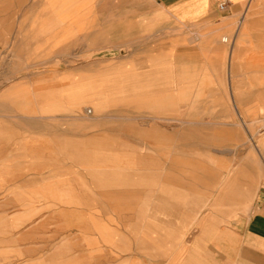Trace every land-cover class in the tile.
Segmentation results:
<instances>
[{"label": "crops", "instance_id": "crops-1", "mask_svg": "<svg viewBox=\"0 0 264 264\" xmlns=\"http://www.w3.org/2000/svg\"><path fill=\"white\" fill-rule=\"evenodd\" d=\"M252 1L0 0V54L110 53L114 20L130 21L129 7L137 21L178 26L168 36L177 42L241 20ZM147 47L168 54V74H152L137 101L227 99L219 78L188 71L203 54L223 58V47ZM24 76L0 78V97L23 107L0 116V264H264V142L186 111H143L131 122L127 112L121 126L97 130L78 110L33 109L34 94L16 92L30 83Z\"/></svg>", "mask_w": 264, "mask_h": 264}, {"label": "rangeland", "instance_id": "rangeland-1", "mask_svg": "<svg viewBox=\"0 0 264 264\" xmlns=\"http://www.w3.org/2000/svg\"><path fill=\"white\" fill-rule=\"evenodd\" d=\"M251 3L254 4L255 2L252 1ZM251 6L250 4L247 7V12L242 13L241 20L221 22V24L202 33L200 37L178 39L177 42L168 36L170 31L178 29V26L162 17L161 20H156L158 16L146 21H137V13L129 7L130 14L128 17L130 21L114 20L112 52L82 54L70 52L74 49L69 46H36L34 47L35 50L47 52L32 54L22 52L2 53L0 54V61H10L15 69L12 71L0 69V78L9 77L10 74L12 76L16 74L18 77L25 75L23 78H29L30 83L27 82V84L17 86L16 92L34 94L30 102L33 109H39L43 106V108L46 107L52 110H75L74 108L80 104L79 102H83L85 107H82L81 115H79L84 120L88 118L86 121L92 127H96L97 130H108L111 127L121 126L122 122L126 120L127 112H129V121L131 122L136 120L138 113L141 114L143 111L151 113L152 110H159L157 114L162 116L168 115L164 113L168 110L176 111L177 116L180 115L181 111H186L190 116H188L189 120L197 122V124H206V122L214 126L235 124L240 126L242 131L249 132L244 135L248 142H264V115L260 111L264 107V89L259 90L257 82L254 80L255 77H264V72L253 68L254 77L249 66L250 61L260 54V47L264 43L261 42V39L255 38V31L253 30L249 33L251 34L250 37L246 38L247 42L240 47L238 58H234V61H238L240 65L235 67L238 76L235 82L238 86L240 85V88H243V93L236 104L228 95V83L231 82L229 59L232 46H230V43L243 27L244 18L251 15ZM117 10L119 13L114 14V19L115 17H121L122 10L119 7ZM257 12L260 13L259 16L264 17V0H261ZM158 31L160 32L159 37L156 36ZM21 33L22 30H20ZM214 33H216V36L213 37L212 34ZM226 38L229 39V42L223 43L222 40ZM23 40V37L18 36L17 45H20ZM175 44L223 47L225 49L224 57L218 58L217 61L215 59L207 60L206 58L213 57V55L203 54L202 56L206 58L201 62V66L191 65L188 67L189 73H191L189 69H200L196 72L197 77L210 79L215 76L219 78L220 82L223 83L220 88H225L227 93L225 101H178L161 102V104L157 102L159 104L157 107L154 106L156 103L137 101V98L142 97L140 95L143 92L142 84H144V81L146 84L147 79H151L152 74L157 75L155 79H160L162 74H168V54L152 53V50L147 46L159 45L166 47ZM138 47L139 49H145L146 52H126V50L137 49ZM17 49L19 51L20 46ZM233 49L235 51L234 47ZM234 51L233 54H235ZM246 72L249 74L248 79H246ZM23 83H26L25 80H23ZM0 89H2V85H0ZM106 91H110V93ZM105 92L108 95H103ZM233 93L235 97V87H233ZM0 94H2L1 91ZM40 96L41 101L39 100ZM3 98L2 96L0 100V116H20L19 110L23 108L19 105L20 101L16 104H7ZM44 98H48V100L42 102ZM190 98H193V96H190ZM195 98L200 97L195 96ZM94 103H100L101 111L98 117H95L94 113L92 115L87 114V110L93 109ZM58 104L59 106H57ZM56 113L52 111L49 114H59ZM21 120L23 119L18 118V123ZM49 120V123H53L51 121L56 119ZM62 120L69 121L71 119L65 117Z\"/></svg>", "mask_w": 264, "mask_h": 264}, {"label": "bare ground", "instance_id": "bare-ground-1", "mask_svg": "<svg viewBox=\"0 0 264 264\" xmlns=\"http://www.w3.org/2000/svg\"><path fill=\"white\" fill-rule=\"evenodd\" d=\"M255 3L252 4L251 3V7H252V13L250 16L248 17H245L244 18V21L242 22V25L243 27L239 30V33L238 35H236V38H234L232 40V42L230 43V46H232V54L230 56V81H231V86L235 87V97H234V100H233V103L236 104V101L239 100L241 94L243 93L242 92V89L243 88H240L237 83L235 82V79L238 77L237 74H236V69L235 67H237L239 64H238V61L235 62L234 61V58H238V54H239V50H240V47L243 46L247 41H246V38L250 37L251 34H249L251 32V30L255 31V38L257 39H261L264 43V17L262 16H259L260 13L257 12L258 8H259V5H260V2L261 0H253ZM250 7V8H251ZM256 12V13H255ZM253 35V34H252ZM252 37V36H251ZM223 43H228L229 42V39L226 38V39H223L222 40ZM233 47L235 48V51L233 49ZM233 51L235 52V54H233ZM255 59L250 61L251 64H249L250 66V70L252 71L253 68H257L259 70H262L264 72V44L260 47V54L256 57H254ZM240 66V65H239ZM235 70V71H234ZM253 72V71H252ZM246 79H248L249 77V74L246 72ZM244 75V76H245ZM253 75H254V72H253ZM255 77V75H254ZM254 80H256L257 82V88L260 90V89H264V77H261V78H254ZM230 83V82H229ZM234 83H235V86H234ZM230 86V85H229ZM119 88L121 89V87L119 86ZM231 88V87H230ZM231 90V89H230ZM137 91V89H136ZM106 92H109L110 91H106ZM103 93V95H108V93ZM232 93V92H231ZM264 94V93H263ZM233 97V96H232ZM167 98V97H165ZM169 98V97H168ZM171 99V98H169ZM156 100H159V99H156ZM154 100V101H156ZM167 100V99H166ZM161 101V100H160ZM75 102H78V101H75ZM163 102V101H162ZM166 102V101H165ZM168 102V101H167ZM80 104L77 105L74 109L75 110H78V111H82V107H85V105H83V102H79ZM151 103V102H150ZM154 103V102H153ZM156 105L154 106H158L159 104H161V102L158 104L157 101L155 102ZM99 104L100 103H94V107L92 110H87V114L88 115H92L93 113L95 114V117H98L100 111H101V108L99 107ZM164 104V103H162ZM175 106V105H174ZM172 106V107H174ZM162 107V106H161ZM160 107V108H161ZM171 107V106H170ZM169 107V108H170ZM88 108V107H87ZM86 108V109H87ZM163 108V107H162ZM166 108V107H165ZM261 114L264 115V107L261 108ZM74 114V113H73ZM77 114V113H76ZM80 115H81V112H80ZM73 116V115H72ZM77 116V115H75ZM73 116V117H75ZM90 117V116H89ZM102 117V116H101ZM88 119V118H87ZM97 119V118H96ZM73 121V119H71ZM92 120V119H91ZM147 120V119H146ZM79 121V120H78ZM77 121V122H78ZM82 121V120H81ZM86 121V120H85ZM87 122V121H86ZM245 126V125H244ZM124 170V169H123ZM64 188V187H63ZM62 189V188H60ZM59 190V189H58ZM165 190V189H164ZM64 194V193H63ZM69 196V195H67Z\"/></svg>", "mask_w": 264, "mask_h": 264}, {"label": "built area", "instance_id": "built-area-1", "mask_svg": "<svg viewBox=\"0 0 264 264\" xmlns=\"http://www.w3.org/2000/svg\"><path fill=\"white\" fill-rule=\"evenodd\" d=\"M226 8H227L226 2H221L220 5H219V9L221 11H225Z\"/></svg>", "mask_w": 264, "mask_h": 264}]
</instances>
